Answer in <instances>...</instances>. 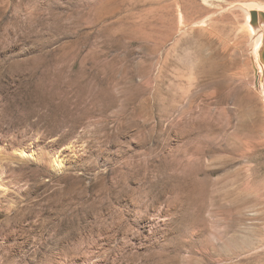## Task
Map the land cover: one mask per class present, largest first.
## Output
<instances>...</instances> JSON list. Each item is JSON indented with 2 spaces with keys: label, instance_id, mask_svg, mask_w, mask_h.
I'll use <instances>...</instances> for the list:
<instances>
[{
  "label": "rangeland",
  "instance_id": "obj_1",
  "mask_svg": "<svg viewBox=\"0 0 264 264\" xmlns=\"http://www.w3.org/2000/svg\"><path fill=\"white\" fill-rule=\"evenodd\" d=\"M249 3L0 0V264H264Z\"/></svg>",
  "mask_w": 264,
  "mask_h": 264
},
{
  "label": "bare ground",
  "instance_id": "obj_2",
  "mask_svg": "<svg viewBox=\"0 0 264 264\" xmlns=\"http://www.w3.org/2000/svg\"><path fill=\"white\" fill-rule=\"evenodd\" d=\"M249 4L250 5H246V4L243 6L239 5V8H240L241 14H242V19H243V21L241 23H242V28L246 31L247 38L249 40L250 47H251V48L249 47L250 51L248 53L250 54L249 55L250 61H251L252 67L255 71V75H254V79L252 81V85H254L256 87V88L255 87H252V88L253 89L255 88L254 89L255 92L257 93V95L262 100V103L264 104V3L263 4L262 3L261 4L260 3H252V4L249 3ZM200 25H201V22H200ZM193 26L194 25H192V27ZM208 29H210V28H208ZM238 52L241 53V50ZM245 54H242V56ZM192 79H191V81H192ZM56 163H57V160H56Z\"/></svg>",
  "mask_w": 264,
  "mask_h": 264
}]
</instances>
